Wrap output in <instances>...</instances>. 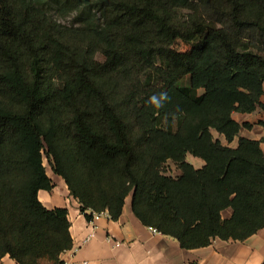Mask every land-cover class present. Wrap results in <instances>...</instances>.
Listing matches in <instances>:
<instances>
[{
	"label": "trees",
	"instance_id": "1",
	"mask_svg": "<svg viewBox=\"0 0 264 264\" xmlns=\"http://www.w3.org/2000/svg\"><path fill=\"white\" fill-rule=\"evenodd\" d=\"M263 93L264 0H91L70 24L46 0H0V261L64 264L73 245L68 208L39 199L45 158L89 220L130 197L185 248L253 235L264 137L233 113Z\"/></svg>",
	"mask_w": 264,
	"mask_h": 264
},
{
	"label": "crops",
	"instance_id": "2",
	"mask_svg": "<svg viewBox=\"0 0 264 264\" xmlns=\"http://www.w3.org/2000/svg\"><path fill=\"white\" fill-rule=\"evenodd\" d=\"M261 103L263 106L258 105L253 112L233 113L240 123L252 124L251 128H241L242 136L258 140L264 137V126L258 120H264V93ZM219 137L227 142L223 136ZM231 146H237V140ZM261 146L264 150V141ZM188 160L197 168L205 164L202 158L193 155H189ZM49 175L55 187L41 189L39 199L47 208L66 207L69 210L73 245L61 254L64 264H264V227L245 240L215 238L207 246L185 248L177 238L153 232L136 216L131 201L126 202L118 219L103 214L94 221L89 220L64 178L58 174L57 177ZM231 212L228 209L224 215L230 216ZM116 242L122 245L116 246ZM0 264L20 263L6 255Z\"/></svg>",
	"mask_w": 264,
	"mask_h": 264
},
{
	"label": "rangeland",
	"instance_id": "3",
	"mask_svg": "<svg viewBox=\"0 0 264 264\" xmlns=\"http://www.w3.org/2000/svg\"><path fill=\"white\" fill-rule=\"evenodd\" d=\"M91 0H46V8L48 11L62 23L70 24L74 21L76 15L83 9V7L88 4ZM174 48L177 50H186L188 46L181 39H177L174 43ZM188 79H185L184 82H187ZM161 84H164V81H161ZM258 118V117H257ZM258 120H262L259 118ZM216 136L218 133L214 132ZM45 165L49 174L57 177V173L53 172L51 165L47 158H45ZM171 174H176L178 172L177 168L169 164L168 170ZM71 193V192H70ZM130 197L127 199L130 201Z\"/></svg>",
	"mask_w": 264,
	"mask_h": 264
},
{
	"label": "built area",
	"instance_id": "4",
	"mask_svg": "<svg viewBox=\"0 0 264 264\" xmlns=\"http://www.w3.org/2000/svg\"><path fill=\"white\" fill-rule=\"evenodd\" d=\"M103 214H108L107 211H103V212H93V216H92V219L91 221H94L95 219L99 218L101 215ZM150 229L153 231V232H161L159 229H157L156 227H153V226H150ZM122 245V242H116V246H120ZM85 264H87V262H85Z\"/></svg>",
	"mask_w": 264,
	"mask_h": 264
}]
</instances>
